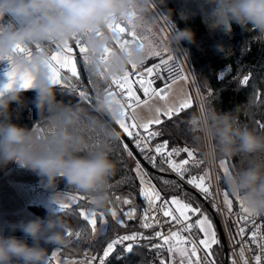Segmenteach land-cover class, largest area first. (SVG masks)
I'll return each instance as SVG.
<instances>
[{
    "label": "clouds",
    "instance_id": "clouds-1",
    "mask_svg": "<svg viewBox=\"0 0 264 264\" xmlns=\"http://www.w3.org/2000/svg\"><path fill=\"white\" fill-rule=\"evenodd\" d=\"M212 5L214 25L232 30H256L264 37V0H207ZM154 7V0H0V62L14 63L35 77L31 89L16 88L0 94V166L17 162L45 178L49 188H55L62 178L67 184L90 194L98 209H107L109 178L116 163L103 149L89 150L86 138L77 129L87 118L84 107L65 104L57 99V85L48 67L52 46L63 47L75 40L89 48L90 71L98 75L105 67L108 76H119L132 64L143 65L151 56L150 48L135 46L129 50L115 47L116 35L108 25L135 13L138 26ZM9 17L24 22L9 21ZM181 19H187L186 16ZM195 41L191 29L172 34L171 41ZM19 46L33 48L31 55L18 52ZM39 46V47H37ZM113 48L111 62L105 65L104 53ZM34 90L33 104L38 115L43 111L54 114L55 131L47 138L34 134L12 119L13 105L26 102L23 93ZM95 110L119 118L121 107L113 103L103 90L97 93ZM203 158L209 162L239 157V164L224 176V183L234 196L244 199L254 213L264 215V134L242 127L231 113L214 110L193 119ZM99 125V121H95ZM109 135L119 138L112 130ZM214 142V143H213ZM83 153V154H82ZM27 239L5 236L0 232V264H48L49 249L44 244L67 246L70 243L68 221L56 210L47 218H37L14 225Z\"/></svg>",
    "mask_w": 264,
    "mask_h": 264
},
{
    "label": "trees",
    "instance_id": "trees-1",
    "mask_svg": "<svg viewBox=\"0 0 264 264\" xmlns=\"http://www.w3.org/2000/svg\"><path fill=\"white\" fill-rule=\"evenodd\" d=\"M154 5L178 31L191 29L195 33L194 42L187 40L184 42L188 47L194 79L204 102L206 113L211 110L217 113H231L237 117L242 127L253 130L257 134H264V127H261V125H264V38L256 30H252L251 26L248 30H243L239 26L233 25L231 31L223 26L211 27L210 25H214V19L210 14L212 5L207 3V0H154ZM182 15L186 16L187 19H181ZM3 27L4 25H0V28ZM164 41L167 43V40ZM158 59L160 58L153 56L134 70L131 66L129 67L132 69V73L139 72L143 68L150 67ZM80 69L82 84L76 81L75 78H72V80L79 84L78 88L83 87L89 96L94 98L97 95V87L100 90L107 88V83L103 78L90 71L89 67L83 64L82 59H80ZM221 73H223V79L220 78ZM245 77L248 78L247 83L243 82ZM57 92L58 100L63 101L65 104L84 107L87 110V118L75 131L86 138L89 150L103 149L107 151L110 159L117 165L115 173L109 178L108 194L110 203L107 205L108 210L98 209L90 194L81 192L74 186L67 184L62 178L57 183L56 188L60 192L74 195V197H86V199L80 201V208L85 209V207L91 206L97 213L109 212V214L104 212L109 220V229L106 230L105 237H101L99 234L94 236L91 233L90 225L83 221L76 206L64 212H58L60 216L68 221L70 230L74 233L73 236L69 237L70 243L67 246H61L63 255L73 258L76 264H88L92 256H96L98 259L103 253L107 240L111 239L114 233L111 228L114 227L117 233H146L141 230L138 222H128L123 217L124 208L131 205L116 200L117 196L130 198L133 200L132 205L141 207V184L135 172L138 163L142 170L147 173L152 183L160 188L169 199L173 197L172 195H177L194 207L201 206L200 196L180 185L165 171L161 172L159 168L162 166L157 162H155L157 167H153L152 163L146 160L145 156H142L150 166L147 169L134 154L128 156L121 145V141L127 143L131 140L120 133L121 131H119L110 115L96 112L95 100L92 105H89L87 100L80 99L74 92H66L60 86L57 87ZM35 96L34 90L25 91L23 99L26 106L13 105L12 119L13 122L21 126H27L29 129L39 125L42 135L47 138L56 130L54 114L43 111L38 115L33 104ZM199 116L198 108L194 104L182 110L178 115H174L171 120L165 119L163 124L151 128V130L161 133L152 140L154 144L168 141L169 148L181 146L194 150L197 159L202 162L198 167L189 168L198 176L204 174L207 169V160L203 158L200 142L196 140L198 134L194 131L196 125L192 123L193 119ZM97 120L99 125L95 123ZM104 130L108 132L115 130L119 133V138L113 139L110 135L105 136ZM183 159H188L185 152ZM225 160L228 161L229 170L231 171L239 164L240 158L233 157ZM219 161V159L216 160L221 185L229 195L234 196L224 183L225 175L223 169L219 167ZM17 164V162H12L6 166H0V177L7 170L16 167ZM165 180L168 182L165 183ZM112 208H115L118 215L125 220L126 226L115 224L110 212ZM204 212H208L213 219L212 214H215V211L212 208L210 211L207 207ZM51 214L42 212L43 218H47ZM97 222L100 224L99 216ZM81 229L84 230L81 231ZM78 231L81 235L77 240L75 233ZM13 235L27 239L29 244L33 243L31 238L25 237L23 232L15 230L14 227L6 229L5 236ZM218 236L220 243L215 246L212 257L216 264H230V262L226 263L225 261V250L219 233ZM153 245L154 243L150 242L142 247L133 248L130 253L121 258L117 254L113 255L108 264H162L163 253ZM43 246L49 249V253L54 247V245L48 244ZM97 259L92 261V264H96ZM49 264H52V262L50 261Z\"/></svg>",
    "mask_w": 264,
    "mask_h": 264
},
{
    "label": "snow or ice",
    "instance_id": "snow-or-ice-1",
    "mask_svg": "<svg viewBox=\"0 0 264 264\" xmlns=\"http://www.w3.org/2000/svg\"><path fill=\"white\" fill-rule=\"evenodd\" d=\"M155 7V5H154ZM135 13L131 14L127 18H120L113 23L108 25V30L116 35L115 47L122 50H129L137 45L144 46L147 44L150 48L152 56L160 57L159 63L153 64L150 67L144 68L139 72H129L128 70L119 76H108V69L105 67L102 71L98 72V76L103 78V80L108 84V87L103 89L107 93L113 103L120 104L121 114L119 118L115 119V122L123 130L125 134L129 137L131 142L134 144L135 148L141 153H151L153 148L150 146L151 140L155 139L161 133L159 131L150 130L152 125H161L164 123L160 116L163 115L169 120L173 118L174 115H178L182 110L191 107V97H186L179 105H170L166 110L161 112L158 108L156 109V116L147 121H141L137 116V108L141 105H147L149 100L152 98H159L162 101H166L168 92L171 90V86L179 79H188L183 71V66L178 62V58L172 55H168L165 59L163 57L164 53L169 52L166 46L156 50L153 45L148 42L145 43L144 38L138 35L136 29L138 27L137 22H134ZM16 21L23 23L21 18H16ZM3 28H0L2 31ZM165 29H162V32ZM166 40V36L163 38ZM39 47V46H37ZM19 53H26L31 55V48H26L25 46L18 47ZM89 48L87 44L82 43L80 40H75L74 44L69 43L61 49L59 46L54 47V51L51 54L50 61L48 62V67L52 70L51 79L53 83L60 86L66 92H74L80 99L87 100L89 105L93 104V101L97 102V95L93 98L88 95V92L83 87H77L76 84L66 83L68 77L62 75L63 71H67L71 74L72 78L82 84V72L78 67V61L82 59L83 64L88 66L89 63H93L89 60ZM114 55V49L109 48L106 50L103 56V61L105 65L111 62ZM10 70L7 72V83L0 86V94H4L8 90L16 89L17 85L19 88L31 89L35 86V77L29 72L22 71L14 63H9ZM132 69H137L136 64L131 65ZM134 79H130L133 77ZM220 78L223 79V73L220 74ZM247 77L244 79V83H247ZM115 85L117 91H113L112 87ZM134 85H138L139 90L145 99H141V95L138 94L137 88ZM100 89L97 87V93ZM119 97V98H118ZM194 124L195 121H192ZM264 127V125H261ZM142 130V131H141ZM105 136L109 135L107 130H104ZM46 138V137H45ZM123 149L127 152L128 156H133L132 150L129 148L127 143L121 141ZM154 152L156 155L160 156L161 165L167 164L168 167L175 172L181 179L184 178L185 173L189 171V167H198L202 162L197 159L194 150L188 147L178 148L173 147L168 150V141L162 143H157L154 147ZM181 152L187 153L188 159H183L177 162L173 159L174 155H179ZM146 160L152 163L153 167H157L155 161V155H145ZM219 167L223 169L224 175L229 174V166L227 160H220ZM161 172L166 171L165 168L160 167ZM136 175L140 180L141 184V196L143 197L145 208L143 212L144 222L142 223L143 228H152L154 226L162 227L163 223L169 225L175 222L177 225H183L181 232H187L188 236H181L178 232L171 231L169 229V234L165 235L162 231H156L155 237L162 240V244L153 245L155 248H167L169 253H178L181 257L180 264H201V257L197 255L199 251V246H203L206 250L204 253L203 264H208V257L211 255L210 249L212 245L219 244V238L215 229V225L207 213L203 212L199 207H193L191 203H186L179 197H172L171 200L164 199L161 196L160 190L157 189L156 185L152 183L151 179H147V173L144 172L139 165L135 169ZM208 181L209 183H206ZM210 181L211 177L208 172H205L200 176H191L187 183L197 188L205 198L212 197V192L210 191ZM167 183L168 181H164ZM239 201L240 213L238 214L239 220L237 223L243 222L247 224L250 222V217L255 216L256 213L252 212L245 204V201L240 196H235ZM214 198V197H213ZM86 199L83 196L71 197L67 201L62 200L59 196L56 198L55 203L58 205L56 209L57 212H64L70 210L73 205L79 210V215L83 218L88 225H90L91 233L95 236L99 234L101 237H105L106 230L109 229V220L106 218L104 212L97 213L94 210H84L80 208V201ZM117 201H121L123 204L132 205L133 200L130 198L116 197ZM94 203V201H93ZM223 203L226 206L227 212L226 216L232 215V205L233 202L229 198V193H223ZM215 207V205H214ZM111 217L114 219L115 224L120 226H126L125 220L118 215L115 208L110 209ZM136 213L135 207H130L128 211L123 213V217L132 219ZM100 218V226H97V217ZM160 216L168 218L163 222L159 218ZM193 216H197L195 220L192 219ZM195 229V232L193 230ZM84 229H81L83 231ZM111 231L115 232V228H111ZM246 232L244 226L238 228V234L243 238V234ZM196 233H203V238L193 239ZM259 234L258 228L252 230L251 240L252 243H258L261 254H264V239L257 241V236ZM69 237L73 236L72 230L67 231ZM81 233L78 231L75 233L77 240L80 238ZM151 239L150 237H145L143 233L133 232L131 234L116 235L114 238L108 239L106 247L103 250V255L99 259V264H105V258L115 250L117 245H125V242L132 241L134 243H139L140 240ZM239 243V241H237ZM185 244L190 245L185 247ZM134 247L133 243H128L125 247L126 252H130ZM55 255V253L53 254ZM241 257L244 255V249L241 247L240 251ZM97 259L96 256H92L88 264H92V261ZM262 255H256V264H261ZM235 264V261H233ZM247 264V260L244 261Z\"/></svg>",
    "mask_w": 264,
    "mask_h": 264
},
{
    "label": "built area",
    "instance_id": "built-area-1",
    "mask_svg": "<svg viewBox=\"0 0 264 264\" xmlns=\"http://www.w3.org/2000/svg\"><path fill=\"white\" fill-rule=\"evenodd\" d=\"M153 8L155 9V11L157 13V17L160 21L159 23H160L162 29H165L164 33L167 36V39L169 41H171L172 34L178 30L173 26L172 23H170L161 14V12L156 7H153ZM171 43H172V41H171ZM73 44H74V41H73ZM172 45L175 49L163 57L166 59L168 55H172V56L178 58V62L181 63L183 66V71H184L185 75L189 77V79L192 81L193 86L195 87L196 98L198 100L197 102H198V109H199L200 116L204 115V114H206V111L203 108V101H202L199 89H198L197 84H196L195 79H194L193 69L191 66L190 58H189L188 47L184 41L180 42L179 45H174L173 43H172ZM52 47L54 48L55 46H52ZM31 50L34 51L33 48H31ZM21 54H26V53H21ZM159 61H160V59L155 61L153 64L159 63ZM8 67H10V65L7 61L0 62V69H6ZM107 87H108V84H107ZM112 90L117 91V89L115 88V85H113ZM127 144L129 145V148H130V145L133 146L135 152L138 153L140 156L155 155L156 156L155 162H157L159 165H161L160 156L156 155L154 152V147L156 144H154L152 142V140H151L150 146L153 148V151L151 153H141L135 148L133 143L127 141ZM175 147L183 148L181 146H175ZM171 149L172 148L168 147V150H171ZM133 154H134V152H133ZM183 154H184V152H181L178 156L174 155L173 159H175L177 162H179L182 160ZM161 166L166 169L165 172L172 179L177 181L183 187L190 189L191 191H193L194 193H196L197 195L200 196L201 206H199V208L203 212H204V209L207 207H211L215 211V214L219 219V224H220V227L223 231V235H224L225 242H226V247H227V252H228V259H225L226 263L230 262V264H233V261H235V264H244V261L247 260V264H256L255 256L256 255H262L261 264H264V254H261L260 249L258 247V243H252V240H251V232H252V230H255L257 228L259 230V234L257 236V241L264 239V215L256 214L255 216L250 217V222H248L247 224H244L243 222L237 223V221L239 220L238 214L240 213V205H239V201L236 199V197L231 196V195H229V198L233 202V205H232V213L233 214L228 215V216L225 215V213L227 212V209H226L225 204L223 203V193L227 192V190L224 189L221 185L220 172H219L216 160L213 162L207 161L206 172H208L210 174V177H211L210 191L212 192V197H208V198H205V196L197 188H195L194 186L187 183V180L191 176H197L198 177V175L195 172H192L190 168H189V171L187 173H185L184 178L181 179L175 172H173L168 167V165L166 163L161 165ZM146 178L149 179L148 176ZM206 183H209V182L206 181ZM141 187L142 186H140V199L142 201L141 207L139 208L137 205L127 206L124 208L123 213L128 211L130 207H135L136 213H135L134 217L132 219H129L127 217H124V218L128 222H138L141 230H143L146 233L145 234L143 232H137V233H143V235L145 237H150L151 239H143V240H140L139 243H134L132 241H128V242H125V245H117L115 250L109 255V257L105 258V264H108L110 258L113 255L117 254L119 256V258H121L124 255L130 253L133 249L130 252L125 251V247L128 243H133L134 244L133 248L142 247L144 244L150 243V242H153L154 245L162 244V240L155 237V235H154L156 231H162L165 235H168L169 229L171 228V231L178 232V234L181 236H188L187 232H181L180 231L183 228V225H177V224H175V222H172L171 225H169L167 223H163L162 227L154 226L152 228H143L141 226L142 223L144 222L143 212H144V208H145V203H144L143 197L141 196ZM27 189L30 192H33L35 194L45 193V192H49L51 190V188L47 187L44 182H38V181L33 182L31 184H28ZM157 189L160 190L161 196L164 199L169 200V197H167L160 188L157 187ZM214 205H215V207H214ZM91 209H93V207H91V206L85 207V210H91ZM104 212L106 214H109L108 211H104ZM159 218L161 219L162 222L164 220L168 219V218H164L162 216H160ZM196 218H197V216L192 217L193 220H195ZM240 226H244L246 228V232L243 234V238H241V236L238 234V228ZM193 232H195V229L193 230ZM131 233L132 232H122V233L114 232L112 238H114L116 235H125V234H131ZM200 237H201V233H196L195 236H193V239L200 238ZM237 241H239V243H237ZM189 246L190 245L185 244V247H189ZM241 247H243V249H244L243 257H241V255H240ZM156 249H158L159 251H161L163 253V257L161 258L162 264H180L181 257L179 256L178 253H169L167 251L166 247L156 248ZM204 253H205V250L203 249V247L199 246V251L197 252V255L201 257V264H203V262H204ZM102 255H103V253L98 257L96 264H99V259ZM194 264H195V258H194ZM208 264H216L215 260L213 259V257L211 255L208 257Z\"/></svg>",
    "mask_w": 264,
    "mask_h": 264
},
{
    "label": "rangeland",
    "instance_id": "rangeland-1",
    "mask_svg": "<svg viewBox=\"0 0 264 264\" xmlns=\"http://www.w3.org/2000/svg\"><path fill=\"white\" fill-rule=\"evenodd\" d=\"M134 22H137L135 18ZM159 22L160 21L157 17V13L153 8L148 14H146L145 21L137 27L136 31L138 35H141L142 38H144L145 43L150 42L156 50H160L161 47L166 46L169 49V52H172L175 48L173 47L171 41L167 39V36L165 35L164 31L162 32V27ZM165 36L167 43L164 41L165 39H163ZM167 53H164L163 56ZM78 67L80 68V65ZM131 68H128L129 72L132 71ZM143 69H141L140 71H142ZM65 73L67 74V76L71 77V74L66 70ZM130 79H134V76L130 77ZM66 83H74L77 87L79 85L78 83H75L72 78H69ZM134 87L137 88V92L139 95H141V99H145L142 95V92L139 90L138 85H134ZM189 96L191 97V106L195 104L198 108V100L196 98L195 87L193 86L192 81L188 77V79L186 80L182 79L172 84L171 90L167 94L166 101H162L159 98H152L149 100L147 105H141L140 107H138L136 110L137 116L141 121H147L156 116V109L159 108L161 112H163L167 109L168 106L179 105L181 101H183L186 97ZM203 108L206 111L204 102ZM160 119L164 121L168 118L161 115ZM116 125L118 126L121 133L129 139L127 134L123 132V130L119 127L117 123ZM153 126L155 125H152V127ZM32 130L35 135L41 137L42 139L45 138L41 133V127L39 125H36ZM17 166L11 168L10 170H7L0 177V232H3L4 235L6 233V229H8L9 227H14V225L24 221L43 218L42 212L52 213L58 208V205L55 203V200L58 196L64 201H67L68 198L74 197V195L58 191L56 187L51 188L49 192L45 193L35 194L33 192H30L27 189L28 184H31L35 181L45 183V178L40 176L37 172L31 170L28 167L23 166V168L19 163L17 164ZM172 196L179 197L181 200H183L180 196ZM169 200H171V198ZM73 207H75V205H73L72 208ZM205 213H207V215L213 221L208 212ZM213 224L215 225L214 221ZM97 226H100L98 222ZM215 229L216 232H218L216 225ZM200 238H203V233H201ZM216 245L211 246V256H213V250ZM54 253L55 255H53ZM48 261H51L52 264H76L73 258L65 256L61 253V246L53 247L52 251L49 253Z\"/></svg>",
    "mask_w": 264,
    "mask_h": 264
},
{
    "label": "water",
    "instance_id": "water-1",
    "mask_svg": "<svg viewBox=\"0 0 264 264\" xmlns=\"http://www.w3.org/2000/svg\"><path fill=\"white\" fill-rule=\"evenodd\" d=\"M118 129H119V128H118ZM119 131H120V130H119ZM120 133H121V132H120ZM130 148L132 149V151L134 152V154H135L136 157L138 158L139 162H140L145 168L149 169V167H150L149 164L143 159L142 156H140L138 153L135 152L134 147L130 145ZM208 209L211 211V208H210V207H208ZM212 216H213V220H214V222H215V225H216V227H217L218 233H219V235H220L221 241H222L223 246H224L225 257H226V259H228V252H227L226 242H225V238H224V235H223V231H222V229H221V227H220V224H219V219H218V217L216 216V214H214V213L212 214Z\"/></svg>",
    "mask_w": 264,
    "mask_h": 264
},
{
    "label": "crops",
    "instance_id": "crops-1",
    "mask_svg": "<svg viewBox=\"0 0 264 264\" xmlns=\"http://www.w3.org/2000/svg\"><path fill=\"white\" fill-rule=\"evenodd\" d=\"M9 20H10V22L11 21H15V22H18V21H16L15 20V18H13V17H9L8 18ZM19 23V22H18ZM71 43H73V42H71ZM80 65V60L78 61V66ZM10 70V67H8V68H6V69H0V86H2L3 84H5V83H7V80H8V77H7V72ZM132 70V69H131ZM134 70V69H133ZM62 75L63 76H65V77H68V79L69 78H72V77H69V76H67V74L65 73V71H63V73H62ZM180 80H182V79H180ZM180 80H177V82L178 81H180ZM176 83V82H175ZM174 84V83H173ZM17 88H19V86L17 85L16 86ZM57 87H59V86H57ZM19 166V165H18ZM17 166V167H18ZM23 167V166H22ZM24 168V167H23ZM20 169V168H19ZM36 182V181H35ZM39 182V181H38ZM48 264H49V261H48Z\"/></svg>",
    "mask_w": 264,
    "mask_h": 264
}]
</instances>
